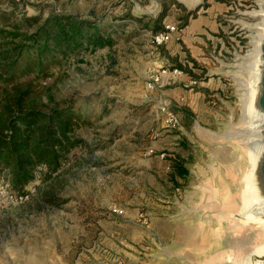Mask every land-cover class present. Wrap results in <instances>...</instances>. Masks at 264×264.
Segmentation results:
<instances>
[{
  "label": "rangeland",
  "instance_id": "rangeland-1",
  "mask_svg": "<svg viewBox=\"0 0 264 264\" xmlns=\"http://www.w3.org/2000/svg\"><path fill=\"white\" fill-rule=\"evenodd\" d=\"M167 1L164 6L171 14L174 0ZM199 1H193L194 9L206 0ZM261 1L264 0L230 1V10L222 16L231 30L227 37L228 51L209 53L205 68H200L194 64L180 66L181 61L166 54L164 45H153L151 30L127 17L128 14L157 15L161 10L156 0L145 3L138 0H27L19 3L0 0V9L17 5L30 14L42 11L43 16L52 10L90 18L108 15L105 23H114L119 28L113 45L74 55L64 67H55L54 76L39 87V97L44 102L54 104L47 97L49 89L60 103L74 99L76 107L90 117L91 123L79 130L84 142L72 150L58 171L50 172L47 167L39 169L37 179L28 188L27 201L12 203L0 197V258L10 253L22 255L24 245L34 250L39 242L47 254L57 245L58 252L67 255L74 235L86 248L94 237L110 235L112 241L107 245L113 252L117 251L120 234L128 235L136 230L132 221H137L145 230L156 216L187 222L195 219L196 208L203 211V204L210 196L203 195L202 191L208 192L209 186L226 188L219 177L205 174L209 169L205 163L210 155L230 159L231 150L216 148V145L228 143L235 150L233 156L240 171L233 191L239 204V179L247 158L242 144L229 142L225 134L233 131L235 124L240 127L242 99L238 89L241 82L233 75L246 76L241 66L245 64L242 56H247L253 48L251 40L255 33L247 25L261 20L244 13L260 9ZM256 35H260L259 29ZM176 67L197 83L190 82L188 87L178 82L149 87L156 72L163 69L172 72ZM211 79L221 80L223 89L212 87ZM176 88L181 89L182 94L186 91L196 95L204 93L205 104L198 100L201 107L205 106L202 118L212 113H218L219 117L214 118L208 128L201 129L189 101L182 99L180 104H175L171 98V101L166 100L178 113L181 125L168 126L158 104L161 98L171 97ZM178 155L186 159L191 169L189 177H178L179 186L171 178L172 159ZM199 184L203 190L199 187L194 191L193 185ZM224 198L228 201L224 208L229 210V197ZM216 207L223 209L222 204ZM215 216L225 217L217 209ZM259 237L260 233L258 238L235 239L231 244L245 248L248 241L257 242ZM103 246L106 248V244Z\"/></svg>",
  "mask_w": 264,
  "mask_h": 264
},
{
  "label": "trees",
  "instance_id": "trees-1",
  "mask_svg": "<svg viewBox=\"0 0 264 264\" xmlns=\"http://www.w3.org/2000/svg\"><path fill=\"white\" fill-rule=\"evenodd\" d=\"M168 14L164 7L156 16L127 17L157 33L165 30ZM108 18L53 10L43 16L42 11L30 14L17 5L0 9V179L12 190L27 192L41 167L58 171L84 142L79 130L90 125V117L74 99L56 101L51 89L47 97L54 104L44 102L39 87L74 55L113 45L119 28L105 23ZM187 18L180 17L181 27ZM172 161L171 178L179 186L178 177H188L190 169L180 155Z\"/></svg>",
  "mask_w": 264,
  "mask_h": 264
},
{
  "label": "crops",
  "instance_id": "crops-1",
  "mask_svg": "<svg viewBox=\"0 0 264 264\" xmlns=\"http://www.w3.org/2000/svg\"><path fill=\"white\" fill-rule=\"evenodd\" d=\"M175 1L181 3L186 10L178 7ZM192 1L174 0L173 4L169 3L172 6V12L164 21L165 25L171 23L178 26V30L173 32L172 38L164 44L166 54L181 61L182 64H180L184 67H192L193 64L196 66L195 60L205 64L207 62L205 59L211 52L220 54L227 52V37L231 31L225 18L222 17L225 16L224 14L227 15L230 10L231 0H206L203 5L195 9L193 6L195 2ZM166 3L168 1L161 4V10ZM186 14H188L187 24L181 27L180 17ZM191 79V76L186 73L175 76L170 71L165 74L159 85L163 87L166 84L178 82L177 84L188 87ZM210 82L212 87L223 89L221 80L211 79ZM181 91L176 88L172 90L171 97L161 98L159 101L174 99L175 104L176 102L180 104V100H188L190 108L196 114L198 127L201 129L208 128L207 125H211L212 120L219 117L218 113H212L208 118H202L201 112L205 106L201 107L198 100L205 104L204 93L196 95L186 91L185 94H182ZM206 147H209V144ZM223 147L231 150L230 159L224 160L222 157L210 155L205 163L209 167L205 174L210 173L213 178L219 177L223 184H226L224 190L216 187L220 196H226L233 191L232 171L236 168L233 146L228 143L224 146L216 145V148L222 149ZM226 178L230 179V182ZM199 187L203 190L201 184L193 185L194 191ZM202 193L204 194L203 191ZM132 224L135 225L136 230L128 235L120 234L118 236L117 251L113 250L112 252V248L107 245L112 241L110 235L94 237L95 240L88 248L81 245L78 242V236L74 235L69 244L68 252L70 253L67 255L58 252L57 245L52 253L47 254L42 250V244L39 242L38 247L34 250H30L24 245L22 255L10 253L5 258H0V264H220L228 259V257H223V249L229 245L233 246L231 243L235 235L228 229L227 223L220 224L219 221L217 223L200 215L188 222L156 216L150 220L145 230L137 221H132ZM223 230L224 233H222ZM226 235H231V240H228L230 238H227ZM114 241L113 239V243ZM104 244H106V248H104ZM232 246L228 247L230 251Z\"/></svg>",
  "mask_w": 264,
  "mask_h": 264
},
{
  "label": "water",
  "instance_id": "water-1",
  "mask_svg": "<svg viewBox=\"0 0 264 264\" xmlns=\"http://www.w3.org/2000/svg\"><path fill=\"white\" fill-rule=\"evenodd\" d=\"M166 1L156 0L160 10L161 4ZM261 4L260 9L244 13L261 20L254 25H247L248 29L255 33L251 40L253 48L247 56H242L245 64L241 66L246 76L233 75L241 82L238 89L242 99L240 127L235 124L233 131L230 130L225 134L229 142H240L246 153L247 165L239 179L240 203L238 204V196L234 194V191L226 196H220L216 187L209 186L207 187L208 192L205 191L203 194L210 195L203 204V211H197L198 207L195 210L196 214L204 218L212 219L217 223L219 221L220 224L227 223L228 229L235 233L233 240L243 241L250 236L255 239V237L258 238L259 233L260 237L257 242L248 241L245 248L240 244L229 245L232 246L231 251L228 249L229 246L223 249V257H228V259L220 264H264V1H261ZM258 29L260 30L259 36L256 35ZM239 171L240 168L237 165L232 171L235 186ZM227 196L231 206L229 210L224 208V205L228 203L224 198ZM217 204H222L223 209H218ZM216 209L220 210L225 217H216ZM226 237L231 240V235H226ZM226 237L224 238L227 239Z\"/></svg>",
  "mask_w": 264,
  "mask_h": 264
},
{
  "label": "built area",
  "instance_id": "built-area-1",
  "mask_svg": "<svg viewBox=\"0 0 264 264\" xmlns=\"http://www.w3.org/2000/svg\"><path fill=\"white\" fill-rule=\"evenodd\" d=\"M15 1L19 3V2H26L27 0H15ZM138 1L141 3H145L148 0H138ZM176 30H178V26L176 24L168 23L165 25V30L157 33H152L151 39L153 45L157 47L164 45L172 38L173 32ZM167 73L168 71L166 69L156 72L149 83V87L153 88L155 85L160 83L163 77L165 76V74ZM172 73L175 76H181L184 72L182 69L176 67L173 69ZM191 83H197V80L191 79ZM159 109L161 114L165 115V121L168 126L177 128L181 125L180 118L178 114L171 108L169 101L166 100L160 101ZM150 151L152 152L153 150L151 149ZM162 156H165V153H162ZM0 197L12 203H22L30 198V192L14 191L11 189V187L7 182L2 181L0 182Z\"/></svg>",
  "mask_w": 264,
  "mask_h": 264
}]
</instances>
